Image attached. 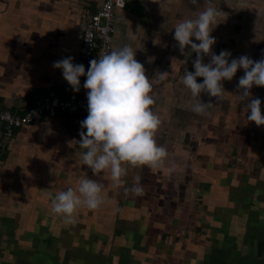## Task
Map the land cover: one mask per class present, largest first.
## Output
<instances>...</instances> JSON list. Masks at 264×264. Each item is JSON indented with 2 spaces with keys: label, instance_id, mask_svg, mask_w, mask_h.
I'll return each mask as SVG.
<instances>
[{
  "label": "crops",
  "instance_id": "0c3cea01",
  "mask_svg": "<svg viewBox=\"0 0 264 264\" xmlns=\"http://www.w3.org/2000/svg\"><path fill=\"white\" fill-rule=\"evenodd\" d=\"M200 2L128 0L116 12L113 48L132 45L154 80L150 107L161 120L155 138L168 153L162 163L123 162L128 171L120 184L110 169L93 172L79 143L84 112L44 115L17 129L0 153V264H116L120 258L159 264L161 257L171 264H264V125L248 120L247 101L239 99L244 69L224 80L219 99L202 91L211 106L196 113L192 105L200 98L182 76L197 54L182 53L174 37L177 22L211 4L221 10L212 48L224 43V49L236 50L234 56L260 59L264 0ZM102 3L0 0V108L23 110L50 89H70L53 62L69 55L78 61L84 17ZM231 12L238 27L233 46L222 42L221 29L233 23ZM210 58L206 54L205 62ZM251 92L249 99L262 98L264 111V86L253 85ZM137 174L140 194L130 190ZM85 176L102 182L103 203L95 209L82 205L71 219L53 212L50 194L78 190ZM184 227L196 236H185V243Z\"/></svg>",
  "mask_w": 264,
  "mask_h": 264
},
{
  "label": "clouds",
  "instance_id": "9594fccd",
  "mask_svg": "<svg viewBox=\"0 0 264 264\" xmlns=\"http://www.w3.org/2000/svg\"><path fill=\"white\" fill-rule=\"evenodd\" d=\"M191 3L199 5L201 2L191 0ZM220 15L221 10L210 4L198 10L194 17L181 19L174 26V37L180 51L186 55H191L193 51L197 54L193 60L194 70L186 69L182 76V82L190 88L192 96L200 98L192 105V110L201 114L207 112L211 101L201 97L202 91L219 99L225 89L224 80H231L242 67L244 74L237 85L239 99L247 101L246 106L250 109L248 120L264 125L262 98L255 96L249 99L253 95V85L264 86V57L255 59L248 54L233 56L229 49L216 53L212 46L217 38L212 31L220 22ZM189 45L191 47L187 48ZM206 54L211 57L207 62L204 60ZM53 64L62 69L63 76L74 91L80 90V77H87L83 86L88 89V115L80 121L79 140L86 149L81 153L85 165L93 172L110 169L113 179L120 184L123 182L121 177L128 171L123 162L131 165L163 162L167 149L155 138L161 120L150 107L154 104L150 94L154 80L146 74L145 65L136 58V49L132 45L125 44L102 52L99 57L90 60L87 70L84 63L75 62L70 55ZM167 72H160V78H166ZM198 77H203V80H198ZM141 180V175L137 174L136 183L130 187L132 192L140 194L144 191ZM50 196L52 211L66 214L71 219L78 207L83 205L95 209L103 203V184L85 176L80 179L78 190L70 186Z\"/></svg>",
  "mask_w": 264,
  "mask_h": 264
},
{
  "label": "built area",
  "instance_id": "2783aa9c",
  "mask_svg": "<svg viewBox=\"0 0 264 264\" xmlns=\"http://www.w3.org/2000/svg\"><path fill=\"white\" fill-rule=\"evenodd\" d=\"M128 0H103L95 11L87 12L83 21V38L77 62L84 63L86 70L90 60L99 57L102 52L113 48V34L116 25L117 10L124 9ZM86 75L80 77L81 87L74 91L71 86L67 92L50 89L46 94L36 97L27 108L14 111L0 108L2 132L0 135V153L9 148L18 128L29 125L44 115L56 116L59 113L88 115L87 91L83 86Z\"/></svg>",
  "mask_w": 264,
  "mask_h": 264
},
{
  "label": "rangeland",
  "instance_id": "374dc122",
  "mask_svg": "<svg viewBox=\"0 0 264 264\" xmlns=\"http://www.w3.org/2000/svg\"><path fill=\"white\" fill-rule=\"evenodd\" d=\"M230 15H232V17H233V23H231L230 24V26L229 25H223V27L221 28L222 29V31H224V35H222V37L224 38V41H222V42H227V44L229 45V46H233L235 43L233 42V38H234V36L236 35V32L235 31H233V29L234 30H236L238 27H237V25L236 26H234L235 25V22H236V20H235V16L233 15V12H231L230 13ZM230 22H231V20H230ZM224 28V29H223ZM252 37V36H251ZM232 55L234 56V54L236 53V50L235 49H233L232 51ZM194 67H192V70H194L193 69ZM200 197H198L197 199H196V201L194 202L196 205H197V210H198V212H197V214H198V217H201V215H202V210H201V204L199 203L200 201ZM194 215V212L192 213V216ZM193 218V217H192ZM192 227H194V224H193V222H192ZM185 228V230H186V233L187 234H184V235H182V238H184V240L182 241V242H184L185 243V238L186 237H190L191 235H192V238H194V237H196L195 236V234L192 232L193 231V229H191V228H187V227H184ZM196 233H199L198 231H196ZM186 236V237H185ZM179 239H181V237L179 238ZM180 243H181V241H180ZM180 246H181V244H180ZM174 247H175V244H174ZM164 260V261H163ZM166 262V263H165ZM171 262V258H163V257H161L160 259H159V264H171L170 263ZM116 264H126V263H123V260H122V258H120L119 260H118V262L116 263Z\"/></svg>",
  "mask_w": 264,
  "mask_h": 264
},
{
  "label": "trees",
  "instance_id": "16d2710c",
  "mask_svg": "<svg viewBox=\"0 0 264 264\" xmlns=\"http://www.w3.org/2000/svg\"><path fill=\"white\" fill-rule=\"evenodd\" d=\"M128 4V3H127ZM141 10V9H140ZM226 48V44H219L218 47L214 48L213 50L216 52V53H219L221 49H224ZM198 80H203V77H198L197 78ZM86 116V115H85Z\"/></svg>",
  "mask_w": 264,
  "mask_h": 264
},
{
  "label": "flooded vegetation",
  "instance_id": "af4514ba",
  "mask_svg": "<svg viewBox=\"0 0 264 264\" xmlns=\"http://www.w3.org/2000/svg\"><path fill=\"white\" fill-rule=\"evenodd\" d=\"M113 49V48H112Z\"/></svg>",
  "mask_w": 264,
  "mask_h": 264
}]
</instances>
